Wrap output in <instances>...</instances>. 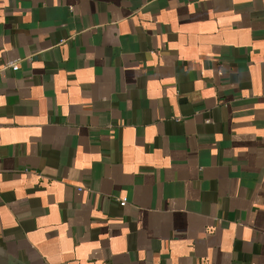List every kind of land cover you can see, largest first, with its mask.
I'll return each instance as SVG.
<instances>
[{"label":"crops","instance_id":"1","mask_svg":"<svg viewBox=\"0 0 264 264\" xmlns=\"http://www.w3.org/2000/svg\"><path fill=\"white\" fill-rule=\"evenodd\" d=\"M0 264H264V0H0Z\"/></svg>","mask_w":264,"mask_h":264},{"label":"built area","instance_id":"2","mask_svg":"<svg viewBox=\"0 0 264 264\" xmlns=\"http://www.w3.org/2000/svg\"><path fill=\"white\" fill-rule=\"evenodd\" d=\"M11 68L12 70H17V67H18V61L17 60H8L5 64H4V68ZM119 204L121 206H124L126 204V199L125 198H122L120 201H119Z\"/></svg>","mask_w":264,"mask_h":264}]
</instances>
